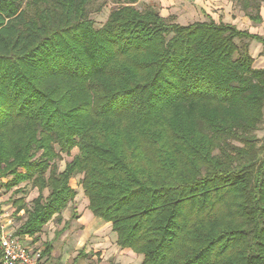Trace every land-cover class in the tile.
<instances>
[{
	"label": "trees",
	"instance_id": "16d2710c",
	"mask_svg": "<svg viewBox=\"0 0 264 264\" xmlns=\"http://www.w3.org/2000/svg\"><path fill=\"white\" fill-rule=\"evenodd\" d=\"M93 1L0 0V185L37 191L14 236L60 224L81 176L88 211L141 264H264V69L248 53L264 38L139 0L95 29ZM242 9L261 24L259 4Z\"/></svg>",
	"mask_w": 264,
	"mask_h": 264
},
{
	"label": "rangeland",
	"instance_id": "374dc122",
	"mask_svg": "<svg viewBox=\"0 0 264 264\" xmlns=\"http://www.w3.org/2000/svg\"><path fill=\"white\" fill-rule=\"evenodd\" d=\"M124 0H118L114 2V0H94L92 3L86 6V15L88 14V18L94 22V28L98 29L105 22L110 11L122 5L121 3ZM167 3L165 8L168 12L173 14L174 23L179 26H188L192 23H200L208 21L207 18H211L209 15H206V0H202L201 4H203L205 10L201 9L199 6L193 5V0H180L183 4L184 2H189L191 7H184L183 5H179L176 3L178 0H166ZM173 1V3H172ZM210 1V0H208ZM215 0H211L214 2ZM231 5L229 12L225 10H220L218 8H210L207 7L209 14H213V18L215 21H221L225 23H229L234 25L239 30H245V25H247V18L245 14L253 15V10L249 9L244 11L242 9L244 2H249L251 5L259 4L260 5V14L261 10L264 9V0H223ZM158 0H139L138 3L134 5L138 10H142L147 5L154 6L158 13L160 12V7L158 4ZM215 4V3H214ZM176 5L177 8H174ZM200 5V4H199ZM202 6V5H201ZM212 9V10H211ZM215 9V10H214ZM171 10V11H170ZM214 10V11H213ZM224 11V12H223ZM264 18V16H263ZM262 23L258 27V34L264 37V19H262ZM235 44L238 47L246 44V41H235ZM248 53L254 59L253 66L257 69L264 68V52L257 51L254 53L253 50H249ZM255 136L262 140L264 137V124L262 126L261 131L256 132ZM77 154L76 150H73L69 157L62 156V160L57 162V171L62 172L66 163L70 162L72 158ZM80 180L81 176H75L70 180V186L76 192V197L74 201L68 204L67 208L62 212L60 216L61 223L57 224L56 219L49 222L46 226H44L41 232L32 237L31 239V247H35L38 250L43 249V244L45 242H49L54 238L55 231H59L64 222L70 220V227L68 232L63 233L60 237L53 239L52 241V251L55 252V256H59L58 261L62 257L64 252H68L69 260L66 264H141V256H135L133 253H128L126 251L120 250L115 242H113L114 233L110 231V227L102 224V227L98 230V232H91L96 229L95 224L90 222L88 219L89 211L86 205V198L83 196L82 191H80ZM1 184H5L7 182L6 179L0 180ZM18 188H20V193H13L15 188L6 191L2 185H0V224L3 226H7V222L11 225L8 229H13L16 231L20 227V225L25 221L26 214L30 210L32 200L37 196V191L32 189L30 184H22ZM48 195V190L43 192V196L46 197ZM19 198H23L24 200V208L19 213L15 212V207L12 206V202ZM86 209V212L82 218L83 226L79 227L74 224L75 220L70 219L73 211H75L74 215L83 214ZM86 214H88L86 216ZM100 223L102 222L99 219ZM116 238V237H115ZM24 243H30V240H25L22 238ZM30 245H28L29 247ZM83 250V253L77 257L76 261L73 263L74 256H77L79 252ZM59 254V255H58ZM135 256V257H134ZM52 262H48L46 264H59L55 263L54 259H51Z\"/></svg>",
	"mask_w": 264,
	"mask_h": 264
},
{
	"label": "crops",
	"instance_id": "0c3cea01",
	"mask_svg": "<svg viewBox=\"0 0 264 264\" xmlns=\"http://www.w3.org/2000/svg\"><path fill=\"white\" fill-rule=\"evenodd\" d=\"M159 2H158V4H159V7H160V12H159V15H160V17H162V18H169V17H173V14L170 12H168V10L165 8V5H166V3H167V1L166 0H158ZM180 0H178V1H176V3H179V5H183L184 7H191L190 6V3L189 2H184L183 1V4H180V3H182V2H179ZM201 2H202V0H193V2H192V4L193 5H196V6H199L201 9H203V10H205V8H204V6H203V4H201ZM172 3H173V1H172ZM215 3V4H214ZM200 4V5H199ZM179 5H176L174 8H177V6H179ZM202 5V6H201ZM207 7H210V8H218V9H222V10H225L226 12H229V10H230V7H231V5H228V3L227 2H225V1H223V0H215L214 2H211V0L210 1H208V0H206V15H211L210 17H211V19L215 22V23H218L217 21H215L214 20V18H213V14L212 13H210L209 14V11L210 10H207ZM212 10V9H211ZM215 10V9H214ZM213 10V11H214ZM171 11V10H170ZM224 12V11H223ZM259 15H260V17H261V19H264L263 18V16H264V9H262L261 10V14H260V11H259ZM263 21V20H262ZM207 22V21H206ZM200 23H203V22H200ZM225 23V22H224ZM262 23V22H261ZM227 24H229V23H227ZM232 25V24H231ZM260 25V24H259ZM259 25H254V24H252L248 19H247V25H245V30H242V31H247L249 34H252V35H258V36H260V37H262V38H264L263 36H261V35H259L258 34V32H257V30H258V27H259ZM239 30V29H238ZM248 48H249V50H250V52H251V50H253L254 51V53L255 52H257V51H262V52H264V46L263 45H261V44H259V43H256V42H254V41H252V42H248ZM252 57V56H251ZM264 69V68H263ZM80 191H81V188H80ZM36 198V197H35ZM34 198V199H35ZM86 205H87V202H86ZM75 212V211H74ZM85 212H86V209H85V211L84 212H82L83 214H80V215H75L76 216V218L74 219L75 220V222H74V224L75 225H77V226H79V227H82V228H84V226H83V222H82V218H83V216H84V214H85ZM88 214H86V216H87ZM88 217V216H87ZM88 219L90 220V222H92V223H94L95 224V227H96V229H94L93 231H91V232H98V230L100 229V227H102V224H105L104 222H99L98 220H96V219H98V218H94L92 215H91V213L89 212V217H88ZM100 220V219H99ZM10 223L9 222H7V226L8 227H10ZM105 225H107V226H109L108 224H105ZM110 227V226H109ZM17 230V229H16ZM8 231L9 232H11L13 235H14V233H15V230H13V229H8ZM66 232H68V231H66ZM69 233V232H68ZM25 240H30V243H28V244H26V243H24V241H23V243L25 244V245H30L29 246V248H31V249H34V250H36L37 248H35V247H31V239H32V237H23ZM21 240H23L22 238H21ZM115 240H116V238H115V236H113V242H115ZM52 241V240H51ZM51 241H49V242H51ZM46 243V242H45ZM40 251V250H39ZM42 251V250H41ZM40 251V252H41ZM122 251H125V250H122ZM126 252H128V253H130L131 254V252H129V251H126ZM83 253V250H81V252H79L78 254H77V256H74V258H73V263L76 261V259H77V257L78 256H80L81 254ZM55 254V252L54 251H52V243H51V252H50V254H49V256L48 257H42V263L43 264H46L47 263V261L49 262H52L51 261V259H54L55 260V263H57V261H58V259H59V256H55L54 255ZM59 255V254H58ZM132 255V254H131ZM134 255V254H133ZM69 255H68V252L66 251V252H64L63 254H62V257L60 258V260L58 261L59 262V264H66V262L69 260ZM135 257V256H134Z\"/></svg>",
	"mask_w": 264,
	"mask_h": 264
},
{
	"label": "built area",
	"instance_id": "2783aa9c",
	"mask_svg": "<svg viewBox=\"0 0 264 264\" xmlns=\"http://www.w3.org/2000/svg\"><path fill=\"white\" fill-rule=\"evenodd\" d=\"M0 251L2 264H43L41 252L31 249L0 224Z\"/></svg>",
	"mask_w": 264,
	"mask_h": 264
}]
</instances>
